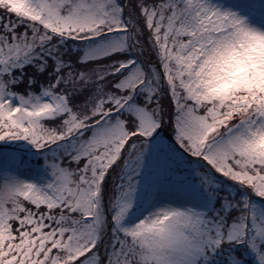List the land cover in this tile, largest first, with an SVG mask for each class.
Instances as JSON below:
<instances>
[{
    "label": "snow or ice",
    "instance_id": "1",
    "mask_svg": "<svg viewBox=\"0 0 264 264\" xmlns=\"http://www.w3.org/2000/svg\"><path fill=\"white\" fill-rule=\"evenodd\" d=\"M0 264H264V0H0Z\"/></svg>",
    "mask_w": 264,
    "mask_h": 264
}]
</instances>
